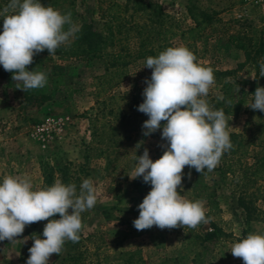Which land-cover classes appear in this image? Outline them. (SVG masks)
Here are the masks:
<instances>
[{"label": "rangeland", "instance_id": "obj_1", "mask_svg": "<svg viewBox=\"0 0 264 264\" xmlns=\"http://www.w3.org/2000/svg\"><path fill=\"white\" fill-rule=\"evenodd\" d=\"M154 1L187 26L191 25L187 10L195 6L208 13H217L224 21H240L253 30L259 42L264 41V0ZM8 3L9 0H0V10ZM76 6L79 14L92 17L97 12L98 0H77ZM2 32L3 18L0 17V34ZM211 51L214 66L219 71L234 70L238 64L246 62V55L224 38L211 40ZM208 63L200 62L203 66ZM102 69L99 61L72 64L62 61L56 54L50 56L42 52L34 56L28 70L44 72L48 82L43 88L24 92L17 89V84L20 83L22 87V82L13 81V73L5 71L0 65V183L5 176L23 178L27 175L36 188H45L47 176H53V185L56 180L63 182L65 174L70 183L78 178L80 188L86 172H89L97 189L96 205L81 214L84 227L79 233V241H67L60 255L50 257V264H71L67 258L75 253H84L80 264H244L241 258L233 257L230 250L234 243L250 233L264 234V180L247 193L257 208L252 221H247L246 213L238 202L239 186L245 174L237 171V176L242 178L240 180L225 174L221 160L215 169L211 172L205 170L204 174L186 166L182 185L177 189L180 191L183 188L181 195L188 200L204 202L209 223H201L195 229L180 227L161 230L153 226L138 231L134 227L133 221L139 217L138 206L152 186L145 183L142 177L133 180L128 175L133 173L137 165L136 157L143 155L144 148L149 149L150 158L155 161L164 154L166 148L161 145L167 142L160 137L148 136L141 150L130 146L127 152L131 160L126 165L128 169L125 167L127 157L122 158L119 170L112 176L113 186L118 189L115 192L108 190L104 183L107 160H100L95 150H102L104 157L115 155L103 136L106 143L93 138L91 129L95 102L100 97L93 85V78L100 75ZM255 75V69L246 65L239 72L237 82L226 77L221 84L216 81V85L210 88V96L218 100L219 106H224L221 90L224 83L231 80L236 89L234 99L243 100L241 106L244 108L249 104L246 95L255 83ZM129 91L131 83L118 89V92ZM225 115L230 124L227 129L230 134L244 130L246 116L243 109ZM91 147L95 148L93 152L88 150ZM89 152L94 160L91 163H88ZM255 153L251 152L248 157L249 164L254 163ZM263 155L260 154V157ZM221 158L224 160V154ZM195 180L209 186L207 194L210 195L198 196L195 193ZM46 224V221H40L26 226L15 243L7 240L0 242V264H26L34 241H25L24 238L34 233L43 238ZM215 229L218 241L203 246L198 236ZM96 234L97 245H94L90 237Z\"/></svg>", "mask_w": 264, "mask_h": 264}, {"label": "clouds", "instance_id": "obj_2", "mask_svg": "<svg viewBox=\"0 0 264 264\" xmlns=\"http://www.w3.org/2000/svg\"><path fill=\"white\" fill-rule=\"evenodd\" d=\"M0 17V65L13 73V81L22 82L17 89L27 92L45 87L47 75L29 71L28 66L45 50L55 56L61 46H70L79 30L72 13L45 6L41 0H9ZM145 68L153 71L151 78L145 79L144 102L138 106V111L149 117L142 125L143 135L151 136L166 121L161 138L167 143L161 145L166 150L155 161L144 148L128 175L133 180L142 177L152 186L138 206L139 217L133 225L138 231L153 226L161 230L195 229L209 223L210 218L202 200H188L181 195L183 188L177 190L182 185L183 170L189 166L201 174L211 172L233 147L223 109H214L207 100L215 83L214 70L201 65L186 46L168 47L158 56H149ZM260 77H264V61L260 63ZM253 96L254 102L246 107L264 112V87L258 86ZM141 145L143 141L136 148ZM96 203L97 189L91 178L84 179L77 192L75 184L60 180L50 187L36 188L27 175L5 176L0 183V242L15 243L26 226L48 221L43 238L34 233L24 240L34 241L26 264H50V257L60 255L67 241H79L84 227L81 214ZM57 214L60 219L49 220ZM230 252L244 264H264V234L250 233L234 243Z\"/></svg>", "mask_w": 264, "mask_h": 264}, {"label": "trees", "instance_id": "obj_3", "mask_svg": "<svg viewBox=\"0 0 264 264\" xmlns=\"http://www.w3.org/2000/svg\"><path fill=\"white\" fill-rule=\"evenodd\" d=\"M76 2L77 0H41L45 6L50 5L62 13L71 12L72 20L79 29L70 46H61L57 49L56 55L62 61L72 64L99 61L103 67L102 73L93 78V85L101 98L95 102V116L91 121V129L93 138L97 141L100 143L108 141L107 146L115 156L109 154L108 157H104L102 150L97 151L93 147L88 150L90 152L95 150L100 160L105 162L107 160L104 183L111 192L118 189L113 186L112 176L119 170L122 158L127 157L125 167L128 169L126 165L131 160L127 152L130 146L136 147L139 142L144 143L147 139L143 135L142 125L149 117L138 111V106L144 102L142 93L147 87L145 79H150L153 71L145 68L149 56H158L168 47L186 46L194 53L199 63L209 62L205 67L213 68L215 85L216 81L221 84L225 77L237 82L240 79L239 72L246 65L255 69V83L246 95L249 104L244 108L241 106L243 100L234 99L236 89L233 88L231 80H227L221 90L224 106H219L218 100L211 98L212 91L207 97L214 109L222 108L225 114L243 109L246 116L244 130L230 134L233 147L224 153L225 158L224 160L221 158V167L225 174L236 176L239 180L242 178L237 176V171L245 174L239 186L241 192L238 202L246 213L247 221H252L257 208L247 193L259 181L264 180V155L260 157V154H264V112L246 106L254 102L253 94L256 88L264 87V77H260V63L264 61V41L259 42L253 30L245 27L240 21L227 22L217 13H208L195 6L187 10L191 20V25L187 26L154 0H98L97 12L92 17L79 14ZM215 38H224L236 50L242 51L246 55V62L238 64L234 70H217L211 55V40ZM43 52L49 53L47 50ZM126 83H131V91L118 92ZM165 123L166 121L161 122L162 127ZM162 127L151 136L161 138ZM142 147L143 145L139 150ZM90 152L88 163L93 160ZM251 152H256L253 164L247 161ZM63 176L65 177L63 182L70 184L67 176L65 174ZM90 176L91 174L86 172L84 179L91 178ZM52 179V175L47 176V187L52 186ZM71 184H75L79 190L78 178ZM209 189V186L195 180V193L198 196L207 197L210 195L207 194ZM51 219H60V216L57 214L49 218ZM95 238L97 234L91 235L90 240L97 245ZM198 238L202 245L206 246L215 244L218 241V234L215 229ZM98 249L97 246L96 250ZM82 255L84 253L81 255L75 253L68 256L67 261L71 264H80Z\"/></svg>", "mask_w": 264, "mask_h": 264}]
</instances>
